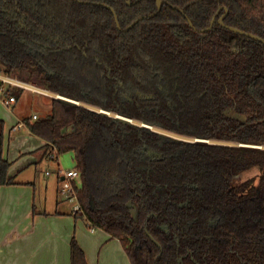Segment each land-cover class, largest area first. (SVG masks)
Returning a JSON list of instances; mask_svg holds the SVG:
<instances>
[{"label":"trees","instance_id":"1","mask_svg":"<svg viewBox=\"0 0 264 264\" xmlns=\"http://www.w3.org/2000/svg\"><path fill=\"white\" fill-rule=\"evenodd\" d=\"M157 10V0H0V68L199 138L58 97L46 117L26 119L56 158L74 152L84 208L75 215L118 237L131 264H264V42L219 21L264 38V0H166ZM4 128L0 119V187L14 183ZM71 260L89 264L75 237Z\"/></svg>","mask_w":264,"mask_h":264},{"label":"crops","instance_id":"2","mask_svg":"<svg viewBox=\"0 0 264 264\" xmlns=\"http://www.w3.org/2000/svg\"><path fill=\"white\" fill-rule=\"evenodd\" d=\"M48 91L35 92L50 99L56 97V92ZM3 99L0 96L5 104ZM18 102L17 97L13 104ZM21 118L0 112L6 124L4 158L11 163L8 175L14 180L0 187V264H72L74 237L89 264H131L118 237L102 228L92 230L85 218L72 212L73 204L60 194L63 154L53 157L48 141L31 131L28 117ZM21 122L23 126H19ZM44 160L58 164L57 180L42 174ZM74 163L72 168H77L75 154ZM45 175L52 176V172L47 170Z\"/></svg>","mask_w":264,"mask_h":264},{"label":"rangeland","instance_id":"3","mask_svg":"<svg viewBox=\"0 0 264 264\" xmlns=\"http://www.w3.org/2000/svg\"><path fill=\"white\" fill-rule=\"evenodd\" d=\"M14 76H18L20 78L26 79L30 82H34L37 84V86L41 89H46L48 90L45 86L41 85L39 78L37 77L36 74H31L28 71H19L15 74H12ZM45 90V91H46ZM16 91L18 94L21 96L19 97V102L17 104H13L11 107H7L1 100H0V112L9 114V115H14L16 119H23L24 117L30 119L31 121H36L34 119V114L36 113L39 118H44L46 117L50 112H51V102L50 98L45 97L44 95L40 93H36L35 91H32L30 89L17 87ZM53 92V91H52ZM55 93V92H54ZM57 94V93H56ZM88 105V104H87ZM90 107H94L93 105H90ZM6 125V124H5ZM153 129L155 130H161L163 128L154 126ZM165 130V129H164ZM168 131V130H167ZM171 134H178L176 132L170 131ZM179 135V134H178ZM180 136V135H179ZM180 137H185L187 139H194V137H187V136H180ZM212 142H217V143H227V144H233V142L229 141H224V140H211ZM61 160V168L63 171L72 169V167L75 165L74 163V154L72 152H66L60 157ZM40 169L42 174H44L46 179L50 180H57V176L59 174V169H58V164H56L53 161H48L44 160L40 166ZM49 170V172H52V176L45 175V171ZM245 175L250 176L248 173ZM245 176V177H248ZM61 185L63 181L60 182ZM90 226V225H88ZM91 228V226H90ZM99 229V228H96Z\"/></svg>","mask_w":264,"mask_h":264},{"label":"built area","instance_id":"4","mask_svg":"<svg viewBox=\"0 0 264 264\" xmlns=\"http://www.w3.org/2000/svg\"><path fill=\"white\" fill-rule=\"evenodd\" d=\"M14 87H21L37 92L48 93V90L39 88L34 82H30L18 76L6 74L0 68V96H4L3 100L6 105H11L17 101V96L11 94V90ZM34 117L37 118V115H35ZM19 126H23V122H21ZM52 156H56L55 151L53 152ZM60 173L64 175L60 194L63 196V198L73 204L72 212L74 214H84V208L80 203L78 195V187L80 186L81 180L80 171L77 168H72L66 171L60 170ZM91 229L95 230L96 227L91 226Z\"/></svg>","mask_w":264,"mask_h":264},{"label":"water","instance_id":"5","mask_svg":"<svg viewBox=\"0 0 264 264\" xmlns=\"http://www.w3.org/2000/svg\"><path fill=\"white\" fill-rule=\"evenodd\" d=\"M162 3H163V0H158L159 9L161 8V4ZM104 5L107 6V7H109V8H111L114 11L115 16H116L117 23H118V25L120 27L119 20H118V16H117V13L115 12L114 8L112 6H110V5H108V4H104ZM225 15L226 14L222 15L220 17V20H219L222 25H224L226 27H229V28H231L234 31H238V32L244 33V34H246V35H248L250 37H253V38L262 40L264 42V38L261 37V36H259V35H255V34H252V33L246 32V31H243L240 28L227 25L225 23V21H224ZM137 21L138 20H135L132 24H130L129 26H127L126 28H124V30H126V31L129 30ZM215 21H216V18H213V20H212V22H211V24H210V26L208 28H211L214 25ZM190 23L193 25V23L191 21H190ZM56 97L61 98V99L65 100V101H68V102L73 103V104H84V102H82L80 100L72 99V98L63 96V95L58 94V93L56 94ZM90 108L93 109V110H97V111H99L101 113L108 114L110 116H114V117H116L117 119H119V120H121L123 122L131 123V124H140V125H143V126H148V127L152 128V129H153L154 126H156V125L149 124L146 121L137 120L135 118H131V117L125 116L123 114H120V113H117V112H114V111H111V110H106V109H104L102 107H99V106H94V107H90ZM155 131L158 132V133H161V134H163L165 136H171V137H173L175 139H179V140L180 139H185L183 137H180L178 134H171L170 131H167V130H164V129H161V130H156L155 129ZM197 139L199 140V138H197ZM185 140L192 141L191 139H185ZM150 152L152 154H154V155H158L157 152H154V151H150Z\"/></svg>","mask_w":264,"mask_h":264},{"label":"flooded vegetation","instance_id":"6","mask_svg":"<svg viewBox=\"0 0 264 264\" xmlns=\"http://www.w3.org/2000/svg\"><path fill=\"white\" fill-rule=\"evenodd\" d=\"M128 2H129V3H132V0H128ZM165 2H166V0H163V3L161 4V8H162V6H163V4H164ZM103 4H105V3H103ZM157 4H158V0H157ZM161 8L159 9V5H158V10H157V11H160ZM152 14H154V13H152ZM143 17H145V16H141V17L137 18L136 20L139 21V20L142 19ZM134 21H135V20H134ZM134 21H133V22H134ZM138 21H137V22H138ZM133 22H132V23H133ZM137 22H136V23H137ZM132 23H131V24H132ZM136 23H135V24H136ZM135 24H134V25H135ZM134 25H133V26H134ZM128 26H129V25H128ZM87 104H88V105H87ZM82 105H85V106H87V107L90 108V105H93V104H90V103H86V102H84V104H82ZM93 106H96V105H93ZM158 127H159V126H158ZM161 128H162V127H161ZM163 129H164V128H163ZM153 130H154V129H153ZM165 130H166V129H165ZM168 131H169V130H168ZM179 135H180V136H187V135H182V134H179ZM187 137H190V136H187ZM191 137H192V136H191ZM183 138H185V137H183ZM185 139H187V138H185ZM185 139H180V140H185ZM191 140L194 141V140H198V139H197L196 137H194V139H191ZM186 141H189V140H186ZM208 141H211V139L208 140ZM211 142H212V141H211Z\"/></svg>","mask_w":264,"mask_h":264},{"label":"bare ground","instance_id":"7","mask_svg":"<svg viewBox=\"0 0 264 264\" xmlns=\"http://www.w3.org/2000/svg\"><path fill=\"white\" fill-rule=\"evenodd\" d=\"M49 92V91H48Z\"/></svg>","mask_w":264,"mask_h":264}]
</instances>
